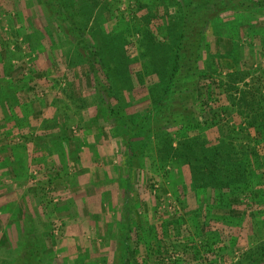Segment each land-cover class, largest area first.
Segmentation results:
<instances>
[{
	"label": "rangeland",
	"instance_id": "1",
	"mask_svg": "<svg viewBox=\"0 0 264 264\" xmlns=\"http://www.w3.org/2000/svg\"><path fill=\"white\" fill-rule=\"evenodd\" d=\"M157 1L0 0V264H264V137L231 129L247 122L239 88L264 100V0L212 4L198 49L211 101L181 123L198 86L181 68L129 143L110 107L133 119L153 108L181 29L176 0ZM192 139L217 162L206 185L174 155Z\"/></svg>",
	"mask_w": 264,
	"mask_h": 264
},
{
	"label": "trees",
	"instance_id": "2",
	"mask_svg": "<svg viewBox=\"0 0 264 264\" xmlns=\"http://www.w3.org/2000/svg\"><path fill=\"white\" fill-rule=\"evenodd\" d=\"M56 1L60 3V0H56ZM161 1L164 0L157 1L159 5L162 4ZM217 1L218 0H176V3L179 5V8L181 9L179 12L181 18V23H180L181 29L177 36L178 40L176 39L174 46V53L172 58L170 74L168 78H165V84L162 89V92L157 96L155 94L153 95V99L156 102L155 105L151 110L146 112L145 115L140 117L139 116L135 117L134 119L132 117L126 116L125 114L119 113L115 108L110 107L111 113L116 117L118 121H121L123 123V126L127 130V134L130 135L128 137L130 138L129 143H131V140L135 134H139L140 132L145 131L146 125H150V120L152 117V115L150 116L151 113H156L158 111L160 112L161 110H164L163 106L165 105L168 97H170L173 94L172 93L173 84L175 83V79L178 77L181 68L187 67L186 69L187 75L191 78L197 79V84H198L197 89L194 90L196 94L194 92H188L186 93V95L184 94L181 96L183 98H186L184 99L185 102H180V106H179L182 110L181 113L183 114V116H181V123L183 125L188 124L189 126H192L190 125L191 123H195L194 122L195 118L191 116L190 113L193 112V108H194L193 105L196 104L195 103L196 100L200 101L201 99L202 103L205 105H208L209 102L211 101L212 99L211 97H207V100H203L201 98L202 92L200 91V86L202 87L203 84L211 80L213 77L212 75L207 74L206 71L201 69L199 65L200 52L198 49L202 45V39L204 38L206 24L209 21V18H211L210 16L212 12L214 11L213 10L214 8H212V4L214 3L217 4ZM173 2H175V0H170V3L173 4ZM71 23H72L71 29L78 32L79 36L81 37V42L83 47L89 53V57L92 60L91 64L92 65L99 64L103 69V74L106 76V78H110V74L106 69L99 48L95 44H93V42L90 40V37L87 34H83V31L81 30V27L78 25L77 21L71 19ZM154 38H155L154 36L151 37V39ZM209 90L211 91L210 88ZM238 90H240V94L242 93L240 100L245 103L248 112L243 113L244 110H241L240 111L241 113L240 112H236V113L237 114L240 113L241 115L247 114L245 115L247 122H245L246 125L244 126V128L242 127V125L244 124L241 123L239 130L236 129V125L234 124L231 125L232 126L231 129L235 131V134L237 136H238V132L246 131L248 135L247 139L249 143L251 136L250 135L251 131L249 130V127L253 128L255 130V133L258 132L257 135L260 134L261 136L264 137V100L263 98L259 97V100L249 101V93L252 90L249 91V88H243V87L239 88ZM261 95L263 96L264 94L261 93ZM238 107L240 109V107L242 106H238ZM221 109L223 110L221 106L219 107L210 106L208 110L204 109V111L206 112L205 116H209L206 119H208L210 122L217 119L220 120V117L222 115ZM225 113L229 114L228 110H226ZM223 125L228 126L230 128V122H224ZM219 147L222 150L223 144L222 145L220 144ZM217 149H218V145H217ZM247 149H249V144L246 147V152ZM176 150L177 153L174 155L182 158L184 163H189L191 165L193 169V175L197 181L196 183L199 185L208 184L210 181L208 180V176L212 175L215 172L214 167H217V162H215L214 158H211L210 156L211 149L205 147V144L201 143L199 139H192L181 142L179 146L176 148ZM214 152L219 154L218 150H214ZM167 154L172 156L173 155L172 150L168 151ZM235 169H236L235 173L237 174L236 176H240L239 174L241 173L242 168L240 169L239 167H235ZM243 179L245 178L243 177ZM32 228H31L32 231H34L35 227L32 226ZM35 254H36L35 250L29 251L27 256L33 257Z\"/></svg>",
	"mask_w": 264,
	"mask_h": 264
}]
</instances>
